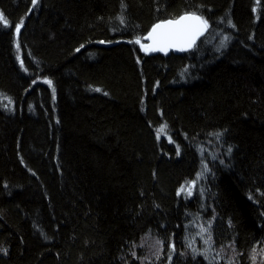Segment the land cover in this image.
<instances>
[{
    "label": "trees",
    "instance_id": "1",
    "mask_svg": "<svg viewBox=\"0 0 264 264\" xmlns=\"http://www.w3.org/2000/svg\"><path fill=\"white\" fill-rule=\"evenodd\" d=\"M0 13V264H264V0ZM184 13L194 50L140 51Z\"/></svg>",
    "mask_w": 264,
    "mask_h": 264
},
{
    "label": "snow or ice",
    "instance_id": "2",
    "mask_svg": "<svg viewBox=\"0 0 264 264\" xmlns=\"http://www.w3.org/2000/svg\"><path fill=\"white\" fill-rule=\"evenodd\" d=\"M37 2L38 0H32L33 6H35ZM29 11H31V9H29ZM0 21H4L5 26H7V22L5 21V18L3 17L2 13H0ZM22 24L23 18H21L20 23L15 25V32L17 34H19L20 32ZM229 24H231V21H229ZM207 27L208 23L202 17L197 16L194 13L186 14L184 16L179 17V19L177 20H168L153 25L152 30L148 33V36L146 37V39L152 41L150 45L141 44L139 39L135 40L134 42L140 44L141 49L145 52H166L168 48L172 47H176L179 50L183 51L186 48H190L193 44H195L196 38L202 35L205 29H207ZM101 43H103V41H101ZM17 59H19V56L17 57ZM21 67H23L22 63ZM33 83H35V81H33ZM45 83H48L50 86L52 84L50 80H45ZM96 91H100V89H96ZM105 95H107V93H105ZM165 128L166 126L162 125L161 129H158L157 132L160 133ZM229 151H231V149H229ZM177 154H179V149H177ZM179 191H184V186H182ZM205 231H207V229ZM208 239L211 240L210 234L208 236ZM157 243H160V241H157ZM133 255H135V253H133Z\"/></svg>",
    "mask_w": 264,
    "mask_h": 264
},
{
    "label": "water",
    "instance_id": "3",
    "mask_svg": "<svg viewBox=\"0 0 264 264\" xmlns=\"http://www.w3.org/2000/svg\"><path fill=\"white\" fill-rule=\"evenodd\" d=\"M186 14H192V13H184V15H186ZM184 15H181V16H184ZM196 15H197V14H196ZM181 16H180V17H181ZM197 16H198V15H197ZM177 19H179V17H178V18H173V19L162 20V21L157 22V23H155V24H159V23H161V22L168 21V20H177ZM155 24H154V25H155ZM152 27H153V25H152ZM152 27H151V29L149 30V32L152 30ZM207 30H208V27H207V29H205V31L203 32L202 35H200V36H198V37L196 38V42H195V44H193L190 48H186V49L183 50V51L179 50V49L176 48V47H172V48H168L166 52H165V51H149V52H145V51H143V50L141 49L140 44H139L140 51H142L146 56H149V57H152L153 55H161V56H164V55H168V54H173V55H182V54H186L187 52H191L192 50H194V47L197 45V43H198L201 39H203L204 36L207 34ZM149 32H148V33H149ZM148 33L142 38L143 40H142V42H140L141 44H144V45H150V44L152 43V41L146 39V37L148 36ZM101 45L106 46V44H101Z\"/></svg>",
    "mask_w": 264,
    "mask_h": 264
},
{
    "label": "rangeland",
    "instance_id": "4",
    "mask_svg": "<svg viewBox=\"0 0 264 264\" xmlns=\"http://www.w3.org/2000/svg\"><path fill=\"white\" fill-rule=\"evenodd\" d=\"M184 191H180V194H183L185 197L187 198H190V196L192 195V190H193V187H194V183H187V184H184ZM190 193V194H189Z\"/></svg>",
    "mask_w": 264,
    "mask_h": 264
}]
</instances>
